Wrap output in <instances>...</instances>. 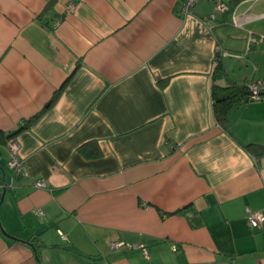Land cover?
Returning a JSON list of instances; mask_svg holds the SVG:
<instances>
[{
  "label": "crops",
  "instance_id": "0c3cea01",
  "mask_svg": "<svg viewBox=\"0 0 264 264\" xmlns=\"http://www.w3.org/2000/svg\"><path fill=\"white\" fill-rule=\"evenodd\" d=\"M182 1L0 0V264H264V0Z\"/></svg>",
  "mask_w": 264,
  "mask_h": 264
},
{
  "label": "built area",
  "instance_id": "2783aa9c",
  "mask_svg": "<svg viewBox=\"0 0 264 264\" xmlns=\"http://www.w3.org/2000/svg\"><path fill=\"white\" fill-rule=\"evenodd\" d=\"M200 1L203 0H183L180 8H179V14L181 16H185L189 14L192 10V8L199 3ZM215 10L218 12H224L227 10L226 4L221 1L217 0L215 2ZM57 24V22H56ZM255 42L254 39H252L250 36L248 37L247 40V47L250 45V43ZM249 94H250V101H257L260 100L262 95L261 93L264 92V82H253L249 84ZM8 149L10 153V159H9V168L12 171L13 177H18L25 172V165L24 162L19 158L18 156V148L17 144L13 141L8 143ZM38 187H44L43 183H38ZM2 185L0 184V189ZM41 213V212H39ZM246 219L248 222V225L252 229H259L261 228L262 224H264V213L262 212H253L250 210H246ZM110 248L111 249H132L136 248L135 245L128 244L125 242H119V241H114L110 243ZM173 252H176V248L172 247L171 248ZM142 254L144 257H148L149 251L147 248L141 247Z\"/></svg>",
  "mask_w": 264,
  "mask_h": 264
},
{
  "label": "trees",
  "instance_id": "16d2710c",
  "mask_svg": "<svg viewBox=\"0 0 264 264\" xmlns=\"http://www.w3.org/2000/svg\"><path fill=\"white\" fill-rule=\"evenodd\" d=\"M218 60V59H217ZM225 77V73L221 68L219 63L216 64L214 74H213V84L211 87V98H212V111L213 116L219 125H223L225 121L226 113L229 109L233 107H238L243 102L250 101L249 94V84L248 85H238L233 82L228 81L226 86H219L217 82ZM256 82H264V80L256 81ZM57 93L53 96L52 101L56 98ZM264 96V92L261 93ZM51 101V102H52ZM37 118L35 116L33 121ZM9 136L7 138L10 139ZM246 149L250 152L260 151L264 153V149H261L259 146L248 145Z\"/></svg>",
  "mask_w": 264,
  "mask_h": 264
},
{
  "label": "rangeland",
  "instance_id": "374dc122",
  "mask_svg": "<svg viewBox=\"0 0 264 264\" xmlns=\"http://www.w3.org/2000/svg\"><path fill=\"white\" fill-rule=\"evenodd\" d=\"M52 261H56V262H57V264H59V262H58L57 260H53V259H52ZM52 261H51V262H52Z\"/></svg>",
  "mask_w": 264,
  "mask_h": 264
},
{
  "label": "water",
  "instance_id": "95a60500",
  "mask_svg": "<svg viewBox=\"0 0 264 264\" xmlns=\"http://www.w3.org/2000/svg\"><path fill=\"white\" fill-rule=\"evenodd\" d=\"M2 195V194H1ZM2 232L4 233V231L2 230Z\"/></svg>",
  "mask_w": 264,
  "mask_h": 264
}]
</instances>
